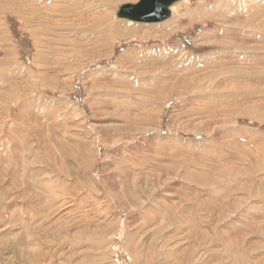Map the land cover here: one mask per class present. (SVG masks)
Wrapping results in <instances>:
<instances>
[{"label":"rangeland","instance_id":"1","mask_svg":"<svg viewBox=\"0 0 264 264\" xmlns=\"http://www.w3.org/2000/svg\"><path fill=\"white\" fill-rule=\"evenodd\" d=\"M117 1L0 0V264H264V0Z\"/></svg>","mask_w":264,"mask_h":264},{"label":"water","instance_id":"2","mask_svg":"<svg viewBox=\"0 0 264 264\" xmlns=\"http://www.w3.org/2000/svg\"><path fill=\"white\" fill-rule=\"evenodd\" d=\"M181 0H140L137 4H125L119 12L120 19L141 23H160L172 17L170 7Z\"/></svg>","mask_w":264,"mask_h":264},{"label":"bare ground","instance_id":"3","mask_svg":"<svg viewBox=\"0 0 264 264\" xmlns=\"http://www.w3.org/2000/svg\"><path fill=\"white\" fill-rule=\"evenodd\" d=\"M68 2H69V0H67ZM115 1H117V0H115ZM119 1H121V0H118L117 2H119ZM140 1V0H139ZM139 1H138V3H139ZM39 2H41V0H38V3ZM113 2H114V0H113ZM131 2V1H130ZM178 2H180V1H178ZM57 4H61V2H60V0H57V2H56ZM108 3H110V2H108ZM114 3H116V2H114ZM113 3V4H114ZM177 3V2H176ZM112 4V3H111ZM125 4H134V3H125ZM124 4V5H125ZM135 4H137V3H135ZM175 4V3H174ZM260 4V3H259ZM2 5V4H1ZM7 5H9V6H12V7H15L16 5H14V4H12V3H6V6ZM27 5V2H25V6ZM39 5V4H38ZM103 5V4H102ZM66 6V5H65ZM3 7V6H2ZM11 7V8H12ZM64 6H62V8H63ZM122 7V6H121ZM65 8V10H69V8L68 7H64ZM172 8H174L173 6H172ZM8 9V8H7ZM172 10V9H171ZM242 10V9H241ZM56 11L57 12H60V6H58V7H56ZM63 13V12H62ZM248 13H250V12H248ZM49 14V13H48ZM75 14V12H74V10H70L69 11V16H72L73 17V15ZM214 15V14H213ZM55 16V15H54ZM53 16V17H54ZM60 16V14L58 15V17ZM62 16V15H61ZM210 16V15H209ZM45 17V16H44ZM47 18V17H46ZM211 18V17H210ZM220 18V17H219ZM57 19H60V18H57ZM91 20V19H90ZM124 20H126V19H124ZM57 21V20H56ZM60 21V20H59ZM62 21V20H61ZM127 21H130V20H127ZM166 21V20H165ZM165 21H163V22H165ZM63 22V21H62ZM130 22H133V21H130ZM135 23H137V22H135ZM138 23H141V22H138ZM160 23H162V22H160ZM243 23V22H242ZM58 24H60V23H58ZM66 24V23H65ZM69 24V23H68ZM72 24V23H71ZM151 24V23H150ZM162 24H164V23H162ZM62 28H63V26H61ZM72 26L70 25H67V27H66V29H68V33L70 34V30H72V28H71ZM224 28V27H223ZM226 29V28H225ZM63 30V29H62ZM61 29H60V31H62ZM38 32V31H37ZM87 32V31H86ZM88 33V32H87ZM99 33V32H98ZM224 33V32H223ZM84 34V33H83ZM231 34V33H230ZM228 35V34H227ZM72 36V35H71ZM108 36V35H107ZM230 36V35H229ZM72 38V37H71ZM236 39V38H235ZM233 40V39H232ZM243 40V39H242ZM78 41V40H77ZM247 41H248V39H247ZM71 42V41H70ZM229 42V41H228ZM248 43V42H247ZM230 44V43H229ZM69 47V46H68ZM232 47H234V49H236V50H240V51H244V52H242V53H240V54H242V55H245V54H247V57H249L248 56V53H249V51H247V50H250V49H248L247 47H244V45H236V46H232ZM84 48V47H83ZM75 51V50H74ZM250 53H252L251 51H250ZM229 54V53H228ZM58 55H60V54H58ZM241 55V56H242ZM50 56V55H49ZM63 56H65V55H63ZM254 56V55H253ZM57 57V56H56ZM229 57V56H228ZM246 57V56H245ZM246 57V58H247ZM61 58H62V56H61ZM40 59V58H39ZM242 59H243V57H242ZM245 59V58H244ZM257 59V58H256ZM255 59V60H256ZM254 60V59H253ZM49 61V60H48ZM47 61V62H48ZM56 61V60H55ZM245 61V60H244ZM45 62V61H44ZM59 62V61H58ZM255 62H257V61H255ZM6 63H7V61H6ZM70 63V62H69ZM69 63H67V64H69ZM249 63V62H248ZM254 63V62H253ZM10 64V63H9ZM5 65V64H4ZM41 65V64H40ZM42 65H44V64H42ZM246 65H248V64H246ZM59 66H60V64H59ZM247 67V66H246ZM249 68H251V67H249ZM3 70V69H2ZM46 70V69H45ZM199 70V69H198ZM244 70V69H243ZM248 70V69H247ZM4 71H6V70H4ZM42 71H44V70H42ZM240 71H241V69H240ZM245 71V70H244ZM40 72V71H39ZM56 72H57V70H56ZM220 72V71H219ZM231 73H234V74H237V75H239L238 77H239V79L241 78V75L239 74V72L237 71V70H232V72ZM40 74V73H39ZM249 74V72H247V75ZM40 76V75H39ZM109 76V75H108ZM250 76V75H249ZM211 77V76H210ZM247 77V76H246ZM252 77V76H251ZM214 80H215V78L214 77H212ZM122 80V79H121ZM127 82V81H126ZM35 84V83H34ZM245 84V83H244ZM246 85V84H245ZM162 86H163V84H162ZM254 86V85H253ZM21 87V86H20ZM249 87V92H247V97H250V98H254V97H252V96H254V95H252V93H251V90H253V89H250V85L248 86ZM256 87H258V86H256ZM260 87V86H259ZM22 88V87H21ZM237 88V87H236ZM243 88V90H244V87H242ZM246 88V87H245ZM255 88V87H254ZM19 89V88H18ZM259 89V88H258ZM262 89V88H261ZM21 90V89H20ZM28 90V89H27ZM14 91V90H13ZM33 91V90H32ZM259 91V90H258ZM261 91V90H260ZM253 92V91H252ZM255 92H256V90H255ZM11 93V92H10ZM257 93V92H256ZM240 94H241V96H240ZM244 92L242 91L241 93H239V95H238V97L240 96V97H242V96H244ZM14 95V94H13ZM21 95V94H20ZM259 95V94H258ZM22 96V95H21ZM226 97V95H223V98H225ZM239 97V98H240ZM13 98V97H12ZM23 98V97H22ZM39 98V97H38ZM124 98V97H123ZM233 98H234V96H233ZM20 99H21V97H20ZM231 99H232V96H231ZM237 99V98H236ZM241 99V98H240ZM244 99V98H243ZM234 100H235V98H234ZM236 101V100H235ZM245 101H247V100H245ZM245 101H244V103H245ZM242 106V105H241ZM249 106V105H248ZM264 106V105H263ZM254 107V106H253ZM242 109V108H241ZM232 110V109H231ZM236 110V109H235ZM243 110H245V109H243ZM252 110V109H251ZM228 112V111H227ZM171 158V157H170ZM209 206H211V204H209ZM211 208H212V206H211ZM7 234V233H6ZM8 247V246H7ZM21 254V253H20ZM21 255H23V254H21ZM35 259L36 260H38V259H40V257H38V256H35ZM14 262V261H13Z\"/></svg>","mask_w":264,"mask_h":264}]
</instances>
